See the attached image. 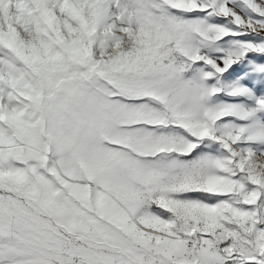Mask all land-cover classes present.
Returning <instances> with one entry per match:
<instances>
[{"label": "snow or ice", "instance_id": "6c2138e0", "mask_svg": "<svg viewBox=\"0 0 264 264\" xmlns=\"http://www.w3.org/2000/svg\"><path fill=\"white\" fill-rule=\"evenodd\" d=\"M0 264H264V0H0Z\"/></svg>", "mask_w": 264, "mask_h": 264}]
</instances>
